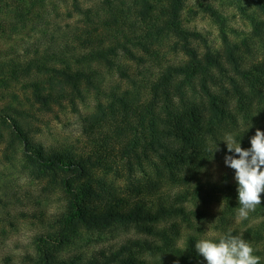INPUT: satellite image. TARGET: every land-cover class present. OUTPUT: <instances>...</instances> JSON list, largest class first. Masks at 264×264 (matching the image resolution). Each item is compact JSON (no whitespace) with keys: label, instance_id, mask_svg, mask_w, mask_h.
<instances>
[{"label":"trees","instance_id":"16d2710c","mask_svg":"<svg viewBox=\"0 0 264 264\" xmlns=\"http://www.w3.org/2000/svg\"><path fill=\"white\" fill-rule=\"evenodd\" d=\"M224 1L237 5L264 40V0ZM188 2L0 0V44L28 31L40 36L29 51L0 53V97L11 94L20 104L0 110L3 157L18 158L63 199L29 264H207L195 243L204 238L200 225L212 203L221 206L215 229L242 233L264 264V220L244 232L232 229L237 182L212 172L216 161L234 154L222 141L226 136L248 149L256 130L264 131V58L245 66L224 14L208 5L223 44L211 47L184 26ZM61 19L77 22L62 25ZM105 70H117L128 87L107 92ZM89 97L97 113L85 122L84 147L35 141L38 115L76 112ZM111 174L131 186L109 183ZM250 215L264 216V193ZM130 227L161 238L160 256L150 262L121 251L84 263L60 256L84 233Z\"/></svg>","mask_w":264,"mask_h":264},{"label":"rangeland","instance_id":"374dc122","mask_svg":"<svg viewBox=\"0 0 264 264\" xmlns=\"http://www.w3.org/2000/svg\"><path fill=\"white\" fill-rule=\"evenodd\" d=\"M208 5L220 9L224 14L227 32L233 42L240 44L244 53L245 66H251L264 58V40L254 35L250 20L237 5H228L224 0H189L183 14L184 26L200 32L214 49L222 48L218 24L210 13L204 10V7ZM248 10H251V6ZM75 19H61L59 22L62 25L67 22L73 24ZM39 37L35 31H28L8 38L6 43L0 44V53L20 54V52L29 51ZM244 41L246 46L243 45ZM124 62L123 60L122 63ZM128 64L133 66L132 63ZM105 74L107 92L116 87H128L127 82L120 77L117 70L112 72L105 70ZM16 93L23 100V93L19 90ZM11 101L14 106H20L11 94H4V97H0V110ZM103 101H106L105 98ZM96 113V100L94 97H89L85 102L79 103L76 112L69 108L58 114L56 112L38 115V119L33 123L35 127L32 136L35 141L49 148L84 147L87 144L84 133L85 122ZM1 130L4 131L0 125ZM224 160L222 158L212 166L214 178L218 179L226 173L235 181V170L226 166ZM142 176L141 173H137L136 179ZM107 180L122 190L131 186L130 181L112 174L107 176ZM201 203L202 200H199L198 205ZM62 204V195L57 189L48 186L45 179L37 178L34 172H31L18 158L11 162L6 161L0 146V264H29V256L36 254L38 237L48 230L47 222L61 212ZM189 208L194 207L189 204ZM220 208L221 206L217 203H212L209 207L208 219L200 225L203 229V237L221 234V230H216L214 227V224H218ZM43 212L46 213L45 216H42ZM249 218L240 221L236 216L231 228L244 232L247 227L264 220V216ZM186 233L187 229L184 228V236ZM136 242H139V245L134 244ZM162 247V240L159 237L141 233L133 227L117 228L103 233H84L74 244L63 250L60 256L67 259L75 258L76 261L84 263L95 257L110 258L123 251L124 255L135 254L138 259L151 262L160 256ZM262 247L260 245L257 248Z\"/></svg>","mask_w":264,"mask_h":264},{"label":"clouds","instance_id":"9594fccd","mask_svg":"<svg viewBox=\"0 0 264 264\" xmlns=\"http://www.w3.org/2000/svg\"><path fill=\"white\" fill-rule=\"evenodd\" d=\"M222 141L228 153H234L226 155L224 162L235 170L239 202L237 219L243 221L261 205V194L264 193V131L256 130L248 149L242 148L240 141L232 135ZM242 236V233L234 235L229 229L218 238L206 236L197 240L195 250L207 264H260L261 258L253 254L254 248Z\"/></svg>","mask_w":264,"mask_h":264}]
</instances>
